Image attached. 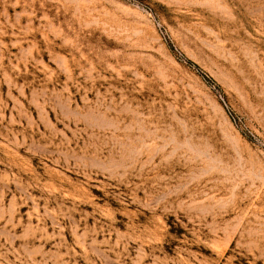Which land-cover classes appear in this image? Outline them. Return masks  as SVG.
Returning a JSON list of instances; mask_svg holds the SVG:
<instances>
[{"label": "rangeland", "instance_id": "374dc122", "mask_svg": "<svg viewBox=\"0 0 264 264\" xmlns=\"http://www.w3.org/2000/svg\"><path fill=\"white\" fill-rule=\"evenodd\" d=\"M0 264H264V0H0Z\"/></svg>", "mask_w": 264, "mask_h": 264}]
</instances>
